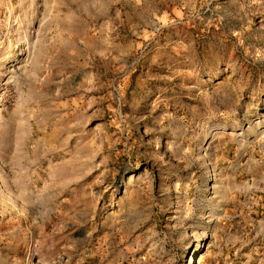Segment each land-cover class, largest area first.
Here are the masks:
<instances>
[{"label": "rangeland", "instance_id": "374dc122", "mask_svg": "<svg viewBox=\"0 0 264 264\" xmlns=\"http://www.w3.org/2000/svg\"><path fill=\"white\" fill-rule=\"evenodd\" d=\"M0 264H264V0H0Z\"/></svg>", "mask_w": 264, "mask_h": 264}]
</instances>
